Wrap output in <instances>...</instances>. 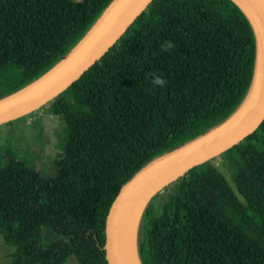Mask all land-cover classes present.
I'll return each instance as SVG.
<instances>
[{"label": "trees", "instance_id": "trees-1", "mask_svg": "<svg viewBox=\"0 0 264 264\" xmlns=\"http://www.w3.org/2000/svg\"><path fill=\"white\" fill-rule=\"evenodd\" d=\"M113 2L0 0V69L16 78L0 100L59 65ZM165 41L174 48L163 51ZM256 57L254 29L232 0H150L96 62L39 108L62 119L52 177L15 154L1 156L0 236L14 249L10 264L68 257L106 264L104 222L117 193L151 163L229 121L249 95ZM153 73L166 86L153 87ZM69 96L85 105L83 114L69 108ZM134 249L139 264H264V120L157 191L137 216Z\"/></svg>", "mask_w": 264, "mask_h": 264}, {"label": "water", "instance_id": "water-1", "mask_svg": "<svg viewBox=\"0 0 264 264\" xmlns=\"http://www.w3.org/2000/svg\"><path fill=\"white\" fill-rule=\"evenodd\" d=\"M232 1L248 17L256 36L255 76L249 92L250 95L255 88V98L236 122L222 128L225 122L201 140L151 163L121 188L104 222L103 251L106 264H124L121 257L124 225L131 215L136 213L138 216L142 207L157 191L192 167L219 155L252 134L264 119V0ZM149 2L114 0L94 28L59 65L28 87L0 100V124L33 112L61 94L102 56ZM195 145L190 155H180L183 150ZM157 163H160L159 166L152 168Z\"/></svg>", "mask_w": 264, "mask_h": 264}, {"label": "rangeland", "instance_id": "rangeland-1", "mask_svg": "<svg viewBox=\"0 0 264 264\" xmlns=\"http://www.w3.org/2000/svg\"><path fill=\"white\" fill-rule=\"evenodd\" d=\"M71 2H82L87 0H70ZM16 84L15 74L9 67L0 69V92L11 88ZM69 108L78 114L86 111L85 105L78 99L69 96ZM264 120V119H263ZM261 123V122H260ZM62 119L60 116H53L43 109H37L22 117L11 121L9 124H0V162L1 156L5 154H15L21 161L27 163L44 178H51L53 175V161L58 157L60 143V129ZM215 168L223 176L233 195L241 201L230 180L228 171L220 166L218 161ZM157 163L152 168H156ZM226 213L231 217L236 225L245 230L240 222L239 215L226 209ZM13 248L6 246L0 236V264H10L9 255ZM65 264H77L73 257H68Z\"/></svg>", "mask_w": 264, "mask_h": 264}, {"label": "bare ground", "instance_id": "bare-ground-1", "mask_svg": "<svg viewBox=\"0 0 264 264\" xmlns=\"http://www.w3.org/2000/svg\"><path fill=\"white\" fill-rule=\"evenodd\" d=\"M258 38H259V43H260V35L258 36ZM257 77H258V74H257ZM255 95H256V89L253 88L250 96L248 97L247 101L243 104L242 108L234 116H232L231 119L227 121L222 128H225L233 124L234 122H236L243 115V113L247 110V108L252 104L255 98ZM196 146L197 145L186 148L185 150L181 152L180 155L181 156L190 155ZM136 220H137V215L135 213L128 218V220L126 221L124 225L123 231H122L121 257H122V261L124 264H139L137 261L135 249H134V231H135Z\"/></svg>", "mask_w": 264, "mask_h": 264}, {"label": "clouds", "instance_id": "clouds-1", "mask_svg": "<svg viewBox=\"0 0 264 264\" xmlns=\"http://www.w3.org/2000/svg\"><path fill=\"white\" fill-rule=\"evenodd\" d=\"M174 48V44L171 41H165L163 44H161V49L163 51H170ZM153 79L151 80V84L153 87H164L168 83L166 79L161 77L160 75L153 73Z\"/></svg>", "mask_w": 264, "mask_h": 264}]
</instances>
